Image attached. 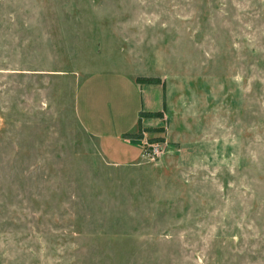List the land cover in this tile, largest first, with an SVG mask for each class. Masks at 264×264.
Listing matches in <instances>:
<instances>
[{"label":"rangeland","instance_id":"1","mask_svg":"<svg viewBox=\"0 0 264 264\" xmlns=\"http://www.w3.org/2000/svg\"><path fill=\"white\" fill-rule=\"evenodd\" d=\"M0 264H264V0H0Z\"/></svg>","mask_w":264,"mask_h":264},{"label":"crops","instance_id":"2","mask_svg":"<svg viewBox=\"0 0 264 264\" xmlns=\"http://www.w3.org/2000/svg\"><path fill=\"white\" fill-rule=\"evenodd\" d=\"M161 81V78H160ZM132 89L136 90L137 87L141 90V96L143 93V90L147 95L151 98L152 96L149 95L152 90H154L153 86L149 84H139L137 83L134 78L132 80ZM161 107L160 109H155V111H161V114L163 118H165V109L162 105V98L159 97ZM153 120H150V118L141 119L139 121L138 127L136 130H134V124L130 125L127 131L124 129H118L116 132H111L110 135H107L100 131H92V130H86L84 131L89 134L92 138L98 141L99 147L103 150L104 154L106 155V158L115 165H134L137 164L138 161L144 157L142 156V142L146 138V133H142V137L136 138V137H127L123 134H133L138 131V128H149V127H156L154 125L158 124L157 118H151ZM136 126V125H135ZM99 148V149H100ZM100 151V150H99ZM103 155V154H102Z\"/></svg>","mask_w":264,"mask_h":264},{"label":"trees","instance_id":"3","mask_svg":"<svg viewBox=\"0 0 264 264\" xmlns=\"http://www.w3.org/2000/svg\"><path fill=\"white\" fill-rule=\"evenodd\" d=\"M135 81L136 82H146V83H150V82H155V81H158L157 78H153V77H146V76H143V77H136L135 78ZM142 115H147V116H161V112L160 111H153V112H140L139 113V116L141 117ZM142 130H145L143 129L142 127L138 128V131L136 133H133V134H123L124 136H127V137H136V138H139L141 137V131ZM149 141H152V139H150Z\"/></svg>","mask_w":264,"mask_h":264},{"label":"built area","instance_id":"4","mask_svg":"<svg viewBox=\"0 0 264 264\" xmlns=\"http://www.w3.org/2000/svg\"><path fill=\"white\" fill-rule=\"evenodd\" d=\"M162 153V148L157 142L148 143L142 148V154L150 159L158 158Z\"/></svg>","mask_w":264,"mask_h":264}]
</instances>
